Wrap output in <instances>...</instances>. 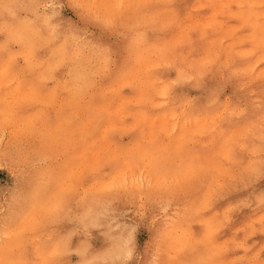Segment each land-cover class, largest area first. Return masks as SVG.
Instances as JSON below:
<instances>
[{
	"label": "rangeland",
	"instance_id": "rangeland-1",
	"mask_svg": "<svg viewBox=\"0 0 264 264\" xmlns=\"http://www.w3.org/2000/svg\"><path fill=\"white\" fill-rule=\"evenodd\" d=\"M0 264H264V0H0Z\"/></svg>",
	"mask_w": 264,
	"mask_h": 264
}]
</instances>
